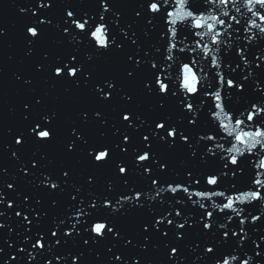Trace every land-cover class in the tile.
<instances>
[{"label":"water","instance_id":"water-1","mask_svg":"<svg viewBox=\"0 0 264 264\" xmlns=\"http://www.w3.org/2000/svg\"><path fill=\"white\" fill-rule=\"evenodd\" d=\"M150 2L106 0L110 10L101 20V0H0V264H216L226 255H237L235 264L248 256L250 264H264L260 201L238 206L243 212L236 216L207 199L194 204L197 198L183 189L168 191L170 184L226 194L256 190L254 164L264 152L258 147L237 166L228 163L226 121L220 119L222 133L204 95L220 87L217 70L210 57L192 51L199 38L191 21L176 25L177 49L172 61L165 59L166 13L174 2L157 0L159 14L149 12ZM187 7L199 13L214 5L189 0ZM229 8L241 22L220 17L232 27L219 46L211 45L219 49L220 71L235 82L228 88L225 80L224 103L233 121L243 112L246 124L264 128V114L246 120L253 104L264 107V34L245 32L251 14ZM72 19L88 20L86 30L77 31ZM97 23L107 25L114 41L106 51L89 38ZM29 27L38 29L36 37ZM182 64L200 73L196 95L179 89ZM70 68L80 70L70 77ZM158 75L169 85L166 94L159 92ZM42 130L51 137L38 138ZM210 134L214 140L206 139ZM105 149L108 157L97 162ZM145 152L150 158L138 161ZM208 175L220 177L215 188L206 184ZM255 215L260 219L253 222ZM95 222L106 223L103 236L91 231Z\"/></svg>","mask_w":264,"mask_h":264},{"label":"clouds","instance_id":"clouds-1","mask_svg":"<svg viewBox=\"0 0 264 264\" xmlns=\"http://www.w3.org/2000/svg\"><path fill=\"white\" fill-rule=\"evenodd\" d=\"M174 7L170 8L166 13V20L165 23L168 25V35H169V44L167 46V55L165 57L166 60L172 61L173 60V52L177 49V44L175 43L177 37V29L176 25L178 23L183 24L184 21H191L190 29L193 30L194 36L198 37L194 43L196 45L195 49H198L200 52L203 53L204 58H211V67L215 68L216 75L218 76V83L220 87H218L215 91L205 92L204 95L206 97H210L212 99L214 108L216 111L211 112V117L213 118L214 122H217L219 125V129L221 131V123L220 119L226 121L223 127L227 128L228 134L227 137L232 139L231 145L227 147L226 152L228 155V163L232 166H237L239 163V159L245 155V153L252 155L255 153V150L259 147L260 151L264 152V128H261L259 125H256L253 129L251 123L246 124L245 119L241 118L244 116L242 112L240 115L235 117V121H233V113L229 112L226 108L224 103V96H223V87L224 82L226 80L228 88H232L234 86V81L231 79L226 78L223 73L220 71L221 68V57L216 54L218 53V47L213 49L211 47L212 44L219 46L222 42L220 37L223 36V32L227 31L228 28L232 27L231 23L225 24V21L220 17L229 18L230 21H234L236 24H240V20L237 19V15L230 16V8L231 5L232 10H234L238 15L246 16L247 14H251L250 18L247 19V27H245V32H251L252 30H257L259 33L264 34V0H208V3L214 5L213 8H209L206 12L201 11L199 13L194 12L191 8H188L187 5L189 0H173ZM183 3V8H181V4ZM164 4H168V0H164ZM237 5H240L237 7ZM257 5H259V9H257ZM101 7L103 11L100 14V19H104V13L109 11V7L107 6L106 0H101ZM241 8L244 9V12H241ZM219 9V11H216ZM148 10L152 14H159L162 11L161 4L157 2V0H151L148 4ZM179 12L183 13H191V15H185L183 18H177V14ZM69 18L74 17V13L71 10H67L66 12ZM118 15V14H117ZM197 20H199V26L197 27ZM72 24L75 26L77 31H85L87 28L88 20H84L81 22L80 20L72 19ZM219 26V27H218ZM195 29H201V31H195ZM220 29H223L221 31ZM2 31V29H0ZM67 31V30H65ZM28 33L32 37H36L38 35V29L35 27H29ZM89 38L94 42L95 46L98 49L108 50L112 44L113 39L110 38V30L108 29L107 25L104 23H97L94 29L89 33ZM207 38V39H206ZM251 38V37H250ZM204 40L205 45L200 47V41ZM207 41H210L208 43ZM185 49L180 48L179 51L183 52ZM239 51V50H238ZM193 64L196 63L195 60L192 61ZM156 65L153 64V67ZM181 67L183 68L182 78L178 77L179 80V89L182 93L186 95H196L199 92V87L202 84V78L197 74V71H193L191 68H188L186 64H182ZM79 68H70L69 69V76L74 77ZM63 69L56 68L55 74L62 75ZM207 74H205L206 76ZM156 84L158 85L159 92L161 94H166L169 85L165 83L161 77L158 75L156 78ZM112 87V85H109ZM175 94V93H174ZM185 107L189 110H193V105L188 103ZM220 114V118H217V114ZM264 114V107H260L257 104H253L251 106V110L247 111L246 120L248 122H254L257 115ZM124 120H129V116L127 114L123 117ZM38 127V126H37ZM158 129H162L164 124L158 123L156 125ZM222 132V131H221ZM223 133V132H222ZM175 129H171L168 132L169 137H174ZM37 136L40 139H49L51 137V133L48 130H42L37 132ZM203 138V137H202ZM147 139V137H145ZM182 139H187L186 137H182ZM208 140H214L215 137L213 135H208L206 137ZM17 143H21L20 138H17ZM218 148L224 149V145L220 144L217 145ZM109 153L105 149L103 151H99L95 155V160L97 162H103ZM103 156V160L101 159ZM150 158L149 153L145 152L137 157L138 161L146 162ZM163 167V166H162ZM227 167V165H225ZM254 167L256 169L255 178L252 181V184L255 186L256 190H252L250 187L247 190L241 192H233L231 194H226L225 191L222 190H215V191H201V190H190L188 187L183 185H168V191L175 194L179 189H183L185 194H188L189 199L192 196L197 198L196 201L193 203H199L203 199H207L212 201V207L219 210L221 213L224 211H229L236 216H240L243 212L242 207L245 204H251L256 201L261 202V206L264 207V192L261 189H264V156H260L259 159L255 161ZM126 169L124 167L120 168V172L123 174L125 173ZM211 179V182H210ZM220 177L218 175H208L205 178L206 184L210 188H215L219 183ZM155 184L156 182L153 181ZM197 183H199L197 181ZM56 187L55 184L52 185ZM11 187V186H10ZM137 199L140 197V193L136 194ZM213 198H223L226 202L223 204H218L215 202ZM124 199H128L125 197ZM107 203V202H106ZM199 206L204 209L205 205L200 203ZM179 215V213H177ZM213 213L211 211L207 212V216L211 218ZM231 216L229 220H231ZM260 219L259 215L252 216V221L256 222ZM241 224L245 223V220L242 219ZM171 223V221H169ZM183 227V225H179ZM211 225L209 223L204 224L205 229H209ZM223 227V225H221ZM107 228L105 222H95L92 225L91 231L96 236H103L104 230ZM108 231L112 229L108 228ZM243 231V229H241ZM55 235V233H53ZM236 233H233L235 235ZM227 233H225V236ZM243 239V237H242ZM37 246L43 247L40 241H37ZM175 249H173V253H175ZM206 251L211 253L213 248L208 247ZM239 259L237 255H226L222 261H217L216 264H235V262ZM252 260L251 256H248L246 259L240 260L239 264H250ZM7 264V262H6Z\"/></svg>","mask_w":264,"mask_h":264},{"label":"snow or ice","instance_id":"snow-or-ice-1","mask_svg":"<svg viewBox=\"0 0 264 264\" xmlns=\"http://www.w3.org/2000/svg\"><path fill=\"white\" fill-rule=\"evenodd\" d=\"M183 3L181 4V8H183ZM185 15H191V13H183V12H179L178 14H177V18H183V16H185ZM199 20H197V27L199 26ZM101 159L103 160V156H101Z\"/></svg>","mask_w":264,"mask_h":264}]
</instances>
